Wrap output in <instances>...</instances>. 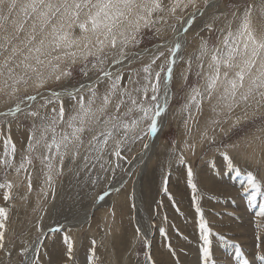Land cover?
Listing matches in <instances>:
<instances>
[{"label": "rangeland", "instance_id": "rangeland-1", "mask_svg": "<svg viewBox=\"0 0 264 264\" xmlns=\"http://www.w3.org/2000/svg\"><path fill=\"white\" fill-rule=\"evenodd\" d=\"M163 3L170 6L169 0ZM184 3L187 4V0ZM249 6L252 7L253 27L260 35L264 31V0H195V6L182 5L175 16L167 11L161 13L168 23L158 25L160 38L147 32L139 47L133 50L140 54V59L121 69L125 73L124 84L129 71L149 64L158 54L157 45H166L159 49L165 52V57L156 62L159 65L170 56L168 47L176 42L181 44L169 83L166 109L157 118V131L151 132V120L144 119L135 130L142 139L123 145L120 157L109 154L114 147L110 139L104 160L91 161L95 167L89 169L82 168L85 153L82 146L81 157L74 162L66 157L62 174L54 175V191L53 186L44 183L42 165L35 158L38 153L45 154L43 147L32 154L31 165L16 170L32 125L26 113L38 109L41 102L39 97L35 102L25 97L34 95L37 90L29 87L25 91L23 85H18L19 91L15 93L11 87L0 92V113L9 112L17 104L22 109L14 116L0 115V157H3L4 141L9 135L17 149L15 158L7 157L12 167L0 163V184L4 185L0 188V207L8 213L0 264H30L35 259L33 250L37 246L40 264H149V255L154 264H264L261 258L264 257V242L257 239L264 235L257 228L258 223L264 224V217L258 215L264 204V104L258 105L257 97L231 113L216 117L220 122L209 130L211 141L202 140L201 132L214 116L211 104L215 101H203L199 114L193 109L196 122H189L190 132L185 129L188 113L183 110L191 88L204 83L195 76L200 38L208 40L210 49L219 46L229 24L236 29L244 9ZM188 21H192L190 27ZM185 27L189 28L187 32L183 31ZM221 29L225 30L223 34ZM74 34L79 35V30ZM189 59L192 60L190 71ZM208 62L210 56H205V68ZM82 66L77 63L73 66L72 77L50 87L57 91L65 87L71 90L81 83L94 81L99 75L90 71L88 77L83 76ZM103 90L101 87L100 92ZM164 90L162 80L158 100L162 107L165 105L162 103ZM40 91L45 92L44 89ZM64 99L67 118L71 105L67 98ZM124 110L122 107L121 111ZM108 111L111 113L113 109L109 107ZM139 115L143 114L134 113V116ZM124 120L131 125V118L124 117ZM97 130L100 129L82 135L85 145ZM64 131L70 133L71 129L62 123L57 133ZM73 147L70 145L69 151ZM57 161L58 156L54 163ZM102 162L106 170L100 168ZM189 168L194 189L189 184ZM249 175L260 185L255 201H251L254 190L248 183ZM8 184L12 187L8 188ZM5 193L10 196L8 200L4 199ZM201 214L210 230L208 245L204 244L199 227ZM66 236L73 244L71 259L64 242ZM24 247L29 249L26 256L21 255ZM204 247L209 248L207 261Z\"/></svg>", "mask_w": 264, "mask_h": 264}, {"label": "snow or ice", "instance_id": "snow-or-ice-1", "mask_svg": "<svg viewBox=\"0 0 264 264\" xmlns=\"http://www.w3.org/2000/svg\"><path fill=\"white\" fill-rule=\"evenodd\" d=\"M169 4L170 6L165 5L163 0H0V83L3 85L0 92L11 87L12 93H15L19 91L18 85H23L25 91L34 87L36 93L27 95L25 99L35 102L39 97L41 101L38 109L26 113L32 119V125L28 129V142L17 171L25 168L26 164L31 165L32 154L37 148L43 147L45 154L38 153L35 158L42 165L44 183L53 186L54 191V175L62 174L66 157L73 162L81 157L82 146L85 149L82 168L89 169L95 167L91 161L104 160L110 139L114 147L109 154L117 157L121 156L123 145L142 139L135 130L144 119L151 120V132L157 131V118L166 109V101L163 107L158 103L161 81L165 85L164 94L167 98L166 86L173 78V66L181 44L176 42L173 47L168 48L170 56L159 65L156 64L157 60L165 57V52L159 49L166 45H157L158 54L153 56L149 64L129 71L128 80L124 84L122 81L125 73L121 69L140 59V54L133 50L139 47L147 32H151L154 38H160L161 29L158 25L168 23L161 13L167 11L175 16L182 5L195 6V0H187V4L184 0H169ZM251 16L252 7L249 6L244 9L236 29L233 30L229 24L219 46L210 49L208 40L200 38L199 54L195 58L198 62L195 76L198 80L203 79L204 83L200 87L191 88L188 103L183 106V110L188 113L184 125L190 132L189 122H196L195 114L202 112V102L215 101L211 104L214 116L201 132L202 140L213 139L209 136V130L219 124L216 117L221 114L231 113L241 104H247L250 99L257 97L256 103L264 104V31L257 35ZM194 19L195 17L192 18ZM191 22L188 21L189 27ZM77 29L79 35L74 34ZM188 30V27L183 29L184 32ZM220 31L223 34L225 30ZM205 56H210L206 68ZM77 63L83 65L80 69L83 76L88 77L90 71L98 72L99 75L94 81L81 83L71 90L65 87L57 91L50 87L72 77L73 66ZM187 64L190 71L192 60L189 59ZM184 79L187 80L186 75ZM101 87L103 92H100ZM64 98L71 105L67 109V118ZM49 106H52L50 111ZM30 107L29 105V109ZM109 107L113 109L111 113L108 111ZM122 107L125 109L123 112ZM21 111L17 104L14 109L0 115L14 116ZM134 113L143 115L134 116ZM124 117L131 118V125ZM62 123L71 129L70 133H57V128ZM94 129L100 130L85 145L82 135ZM70 145L74 147L69 151ZM16 152V145L9 135L4 141L0 163L12 167L7 157L15 158ZM57 156L58 161L54 163ZM100 168L106 170L105 163H100ZM188 177L189 184L194 189L191 168L188 169ZM248 183L254 190L251 201H255L260 185L252 175L248 176ZM3 187L0 184V188ZM7 187L11 188L12 185L8 184ZM28 188L31 191V173L28 176ZM164 191L167 192L166 187ZM9 198V194L5 193L4 199ZM197 212H200L199 208ZM258 215L264 217V204ZM7 219L6 209L0 207V249L5 246ZM199 227L204 244L208 245L210 230L202 214ZM257 228L264 232V224L258 223ZM257 239L264 242V235L257 236ZM64 242L68 258L71 259L73 244L67 236ZM28 251L27 247L22 248L21 255L26 256ZM203 254L207 261L210 254L208 247H204ZM33 256L35 259L30 264H40L38 246L33 250ZM148 261L149 264H154L150 255Z\"/></svg>", "mask_w": 264, "mask_h": 264}, {"label": "bare ground", "instance_id": "bare-ground-1", "mask_svg": "<svg viewBox=\"0 0 264 264\" xmlns=\"http://www.w3.org/2000/svg\"><path fill=\"white\" fill-rule=\"evenodd\" d=\"M214 3V2H213ZM211 7V6H210ZM226 10V9H225ZM200 14V13H199ZM168 21V20H167ZM183 34V33H182ZM167 35V34H166ZM191 37V36H190ZM198 41V40H197ZM188 47V46H187ZM190 47V46H189ZM169 48V47H168ZM192 49V48H191ZM158 65V64H157ZM176 67V66H175ZM182 68V67H181ZM179 69V68H178ZM179 72V71H178ZM180 73V72H179ZM179 75V74H178ZM167 92H168V89H170L169 87H170V84H167ZM168 98H169V95H167V98L165 97V94L163 95V97H162V103H165V101L167 102V100H168ZM171 100V99H170ZM161 103V104H162ZM169 103V102H168ZM238 110V109H237ZM238 115V114H237ZM249 120V119H248ZM178 126V125H177ZM186 129V128H185ZM231 130V129H230ZM164 142V141H163ZM85 154V153H84ZM231 155V154H230ZM231 159V158H230ZM107 161V160H106ZM220 162V161H219ZM224 167V166H223ZM139 168V167H138ZM80 169V168H79ZM84 169V168H83ZM215 169V168H214ZM76 173V172H75ZM96 176V175H95ZM205 178V177H204ZM62 182V181H61ZM79 182V181H78ZM83 184V183H82ZM106 185V184H105ZM139 185V184H138ZM209 186V185H208ZM78 187V186H77ZM77 198V197H76ZM87 198V197H86ZM157 200V199H156ZM67 202V201H66ZM72 202V201H71ZM68 205V204H67ZM218 205V204H217ZM138 207V206H137ZM143 207V206H142ZM217 207V206H216ZM227 207V206H226ZM215 208V207H214ZM68 209V208H67ZM139 210V209H138ZM147 210V209H146ZM139 213V212H138ZM216 215V214H215ZM139 216V215H138ZM145 227V226H144ZM147 228V227H146ZM170 228V227H169ZM200 233V232H199ZM196 236V235H195ZM186 237V236H185ZM126 238V237H125ZM241 239V238H240ZM224 240V239H223ZM237 240V239H236ZM165 243V242H164ZM193 244H194V242H193ZM218 244V243H217ZM242 244V243H241ZM190 245V244H189ZM214 247V246H213ZM220 247V246H219ZM218 247V248H219ZM187 248V247H186ZM190 248V247H189ZM230 248V247H229ZM56 249V248H55ZM216 249V248H215ZM223 249V248H222ZM82 250V249H81ZM196 252V251H195ZM224 253V252H223ZM232 253V252H231ZM216 254V253H215ZM221 254V253H220ZM28 255V254H27ZM237 255V254H236ZM241 255V254H240ZM245 255V254H244ZM199 256V255H198ZM234 256V255H233ZM189 259V258H188ZM188 259H186V260H188ZM200 259V258H199ZM230 260V259H229ZM228 260V261H229ZM28 261V260H27ZM176 261V260H175ZM174 261V262H175ZM189 261V260H188ZM226 261H227V259H226ZM27 263V262H26ZM186 263V262H185ZM192 263V262H191ZM177 264V263H176ZM189 264V263H188Z\"/></svg>", "mask_w": 264, "mask_h": 264}]
</instances>
